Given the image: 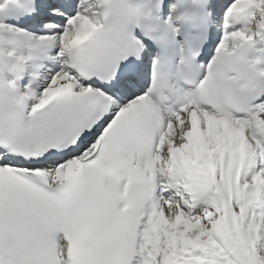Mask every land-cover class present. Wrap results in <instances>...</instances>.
Wrapping results in <instances>:
<instances>
[{"label":"snow or ice","instance_id":"1","mask_svg":"<svg viewBox=\"0 0 264 264\" xmlns=\"http://www.w3.org/2000/svg\"><path fill=\"white\" fill-rule=\"evenodd\" d=\"M0 264H264V0H0Z\"/></svg>","mask_w":264,"mask_h":264}]
</instances>
